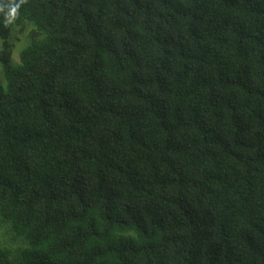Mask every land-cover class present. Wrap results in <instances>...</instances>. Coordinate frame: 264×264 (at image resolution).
<instances>
[{"label":"trees","instance_id":"trees-1","mask_svg":"<svg viewBox=\"0 0 264 264\" xmlns=\"http://www.w3.org/2000/svg\"><path fill=\"white\" fill-rule=\"evenodd\" d=\"M0 41V264H264V0H0Z\"/></svg>","mask_w":264,"mask_h":264},{"label":"rangeland","instance_id":"rangeland-1","mask_svg":"<svg viewBox=\"0 0 264 264\" xmlns=\"http://www.w3.org/2000/svg\"><path fill=\"white\" fill-rule=\"evenodd\" d=\"M30 31V27L29 25H26V27L20 29V28H16L13 32H12V43H13V63L16 62L18 63V55H19V51L25 46V44L29 41L28 40V34ZM0 45H1V41H0ZM14 63V64H16Z\"/></svg>","mask_w":264,"mask_h":264},{"label":"clouds","instance_id":"clouds-1","mask_svg":"<svg viewBox=\"0 0 264 264\" xmlns=\"http://www.w3.org/2000/svg\"><path fill=\"white\" fill-rule=\"evenodd\" d=\"M16 7H19L18 5ZM16 7H14L11 12L9 13L8 15V19H7V23H11L12 22V19L14 18L15 16V12H16Z\"/></svg>","mask_w":264,"mask_h":264}]
</instances>
